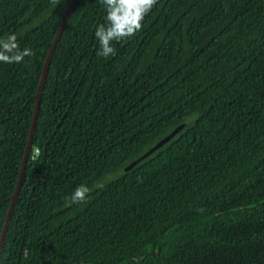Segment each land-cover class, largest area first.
Instances as JSON below:
<instances>
[{"label": "trees", "instance_id": "trees-1", "mask_svg": "<svg viewBox=\"0 0 264 264\" xmlns=\"http://www.w3.org/2000/svg\"><path fill=\"white\" fill-rule=\"evenodd\" d=\"M68 1L0 0L34 52L0 62V232ZM105 15L74 0L51 51L0 264H264V0H157L109 57Z\"/></svg>", "mask_w": 264, "mask_h": 264}, {"label": "clouds", "instance_id": "clouds-1", "mask_svg": "<svg viewBox=\"0 0 264 264\" xmlns=\"http://www.w3.org/2000/svg\"><path fill=\"white\" fill-rule=\"evenodd\" d=\"M106 8L105 21L95 28V37L100 45V55L109 57L116 54L112 47L113 41H121L133 37L143 27V20L151 9L157 4V0H101ZM16 35L7 36L0 40V62L5 64L20 63L25 56L34 55L31 49L21 50L16 43ZM39 155V151L35 150ZM100 186V185H97ZM86 184L78 185L67 204L83 203L92 191Z\"/></svg>", "mask_w": 264, "mask_h": 264}, {"label": "water", "instance_id": "water-1", "mask_svg": "<svg viewBox=\"0 0 264 264\" xmlns=\"http://www.w3.org/2000/svg\"><path fill=\"white\" fill-rule=\"evenodd\" d=\"M73 1L74 0H69L68 1L67 5H66V7L64 9V12H63V14H62V16H61V18L59 20V23H58V25L56 27L54 36H53V38L51 40L50 46H49V48L47 50V53H46L44 61H43V66H42L41 74H40V77H39V81H38V85H37V89H36V93H35V101H34L32 119H31L28 136H27V139H26V142H25V146H24V149H23V153H22V157H21V161H20V165H19V172H18V176H17V181H16V184H15V188H14V190H13L11 196H10V201H9V204H8V207H7V211H6V214H5V217H4V221H3V224H2V228H1V232H0V244L2 242V238H3L4 232H5L6 226L8 224L11 208H12V205H13V201H14V198L16 196V193H17V190H18V187H19V181L21 179L22 171H23L26 159H27L28 150H29L30 145H31L32 129L34 127L36 113H37V109H38V105H39L40 91L42 89L43 79H44L45 72H46V69H47V66H48V63H49V57H50L51 51H52V49H53V47L55 45V42H56V40H57V38H58V36H59V34L61 32L62 26H63V24L65 22V19H66L67 15H68V12H69V10L71 8V5H72ZM182 126H183V124L177 125L169 133H167L166 135L161 137L157 142H155L147 151H145L143 154H141L139 157H137L134 161L130 162L127 166H125L124 169L126 170V169L130 168V166L132 164H134L135 162H137L139 159L143 158L148 153H150L151 151L156 149L158 146H160L164 142L168 141L174 135V133L177 130H179Z\"/></svg>", "mask_w": 264, "mask_h": 264}, {"label": "rangeland", "instance_id": "rangeland-1", "mask_svg": "<svg viewBox=\"0 0 264 264\" xmlns=\"http://www.w3.org/2000/svg\"><path fill=\"white\" fill-rule=\"evenodd\" d=\"M113 176H114V175H108V176H106V177L103 179L102 182L109 180V179L112 178Z\"/></svg>", "mask_w": 264, "mask_h": 264}]
</instances>
